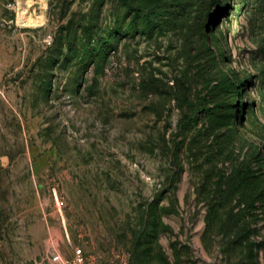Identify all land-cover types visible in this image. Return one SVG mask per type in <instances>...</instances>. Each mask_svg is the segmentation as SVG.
Returning <instances> with one entry per match:
<instances>
[{
    "label": "rangeland",
    "instance_id": "rangeland-1",
    "mask_svg": "<svg viewBox=\"0 0 264 264\" xmlns=\"http://www.w3.org/2000/svg\"><path fill=\"white\" fill-rule=\"evenodd\" d=\"M76 248L264 264V0H0V264Z\"/></svg>",
    "mask_w": 264,
    "mask_h": 264
},
{
    "label": "built area",
    "instance_id": "built-area-1",
    "mask_svg": "<svg viewBox=\"0 0 264 264\" xmlns=\"http://www.w3.org/2000/svg\"><path fill=\"white\" fill-rule=\"evenodd\" d=\"M49 262L50 264H86L85 257L79 248L74 249L70 256L64 257L59 253L53 254Z\"/></svg>",
    "mask_w": 264,
    "mask_h": 264
},
{
    "label": "trees",
    "instance_id": "trees-1",
    "mask_svg": "<svg viewBox=\"0 0 264 264\" xmlns=\"http://www.w3.org/2000/svg\"><path fill=\"white\" fill-rule=\"evenodd\" d=\"M179 9H180V10H182V9H183V7H182V6H180V7H179Z\"/></svg>",
    "mask_w": 264,
    "mask_h": 264
}]
</instances>
